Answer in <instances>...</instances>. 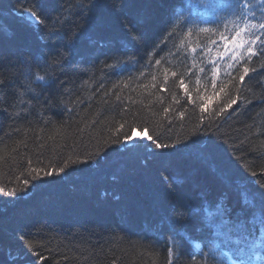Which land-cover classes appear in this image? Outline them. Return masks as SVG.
I'll return each instance as SVG.
<instances>
[{"label": "trees", "instance_id": "obj_1", "mask_svg": "<svg viewBox=\"0 0 264 264\" xmlns=\"http://www.w3.org/2000/svg\"><path fill=\"white\" fill-rule=\"evenodd\" d=\"M113 2L0 0V188L17 192L0 194V264H169V247L172 264H228L241 193L264 195V9Z\"/></svg>", "mask_w": 264, "mask_h": 264}, {"label": "snow or ice", "instance_id": "obj_2", "mask_svg": "<svg viewBox=\"0 0 264 264\" xmlns=\"http://www.w3.org/2000/svg\"><path fill=\"white\" fill-rule=\"evenodd\" d=\"M260 6L262 9H264V0H259ZM122 7V4L119 5ZM112 7L115 9L117 7V3L113 2ZM249 7L248 3L245 0V3L239 4L238 8L243 10L245 8ZM20 19L24 20L26 23H28L31 27H33L34 30L39 31L41 25L43 24V20L40 18V16L37 14L36 11H34L31 7L27 6H20L16 9ZM257 25L253 24L251 25V28H256ZM259 27L264 28V24H261ZM125 29L129 30L128 25H125ZM239 35V33H237ZM257 40L259 37L256 38ZM252 43H255V41H252ZM247 51L254 55L252 53L251 47L247 49ZM249 69L247 67L244 68V73L247 74ZM36 79L43 80L44 76H37ZM241 80L244 79L243 76L240 77ZM183 86V85H182ZM223 91V89H221ZM237 101L235 99L230 100L227 107H231L233 104H235ZM167 111V110H166ZM223 111V109L221 110ZM121 128L124 127V125L120 126ZM135 139H144L143 137H137ZM148 140H151L154 144H156V147H164L167 148L169 145H160L156 141L152 140V137H147ZM124 144H131L133 148L139 147L135 144L133 137L130 135H125L123 139ZM30 163V162H29ZM64 169H59V172H63ZM45 175L50 173H44ZM253 176H256V173H252ZM165 182H167V177L163 178ZM30 183L29 179H25L23 181V184L25 185L24 192L26 193L28 189V185ZM0 194L7 195V196H15L17 195L16 189L13 188L8 192H5L3 188H0ZM242 197V203L245 205H248L251 207V219L246 221V227L247 230L239 236L237 241L235 243L239 245L237 248V255L238 258L236 261H232L231 264H252V257L255 256L257 260L264 261V256H261L260 253H264V195H260L259 199L257 200L255 197L250 196L247 192L241 193ZM179 221L177 220V223ZM259 233V235H257ZM231 243V241H230ZM25 247L29 248V251H32V248L30 245L26 244ZM199 247V245H197ZM244 247L248 248V251H244ZM169 264H172V255L173 251L172 248L169 247ZM33 255L36 258V261H42L45 258L42 257L38 252H33ZM247 256V260L243 259L242 257Z\"/></svg>", "mask_w": 264, "mask_h": 264}, {"label": "rangeland", "instance_id": "obj_3", "mask_svg": "<svg viewBox=\"0 0 264 264\" xmlns=\"http://www.w3.org/2000/svg\"><path fill=\"white\" fill-rule=\"evenodd\" d=\"M246 46H247V42L245 40L243 42H241L240 36H237L233 40L229 41L228 52L225 55V58H228L231 55V53H239L242 50V48L244 50L246 48ZM134 136H135V138H137V137L145 138L146 137L145 133H139V132H135Z\"/></svg>", "mask_w": 264, "mask_h": 264}]
</instances>
